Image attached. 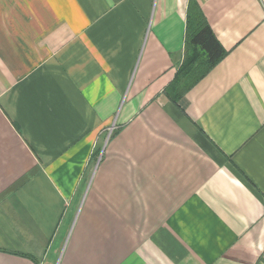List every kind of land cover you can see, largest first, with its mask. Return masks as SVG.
<instances>
[{
	"label": "crops",
	"instance_id": "0c3cea01",
	"mask_svg": "<svg viewBox=\"0 0 264 264\" xmlns=\"http://www.w3.org/2000/svg\"><path fill=\"white\" fill-rule=\"evenodd\" d=\"M0 264H264V0H0Z\"/></svg>",
	"mask_w": 264,
	"mask_h": 264
},
{
	"label": "trees",
	"instance_id": "16d2710c",
	"mask_svg": "<svg viewBox=\"0 0 264 264\" xmlns=\"http://www.w3.org/2000/svg\"><path fill=\"white\" fill-rule=\"evenodd\" d=\"M185 51V60L173 82L181 91L194 85L223 56L222 48L199 14L194 22L188 17Z\"/></svg>",
	"mask_w": 264,
	"mask_h": 264
},
{
	"label": "rangeland",
	"instance_id": "374dc122",
	"mask_svg": "<svg viewBox=\"0 0 264 264\" xmlns=\"http://www.w3.org/2000/svg\"><path fill=\"white\" fill-rule=\"evenodd\" d=\"M112 130H110V132H111ZM110 134V133H109ZM108 136V135H107ZM105 137H106V135H105ZM96 160H94V162H95Z\"/></svg>",
	"mask_w": 264,
	"mask_h": 264
}]
</instances>
